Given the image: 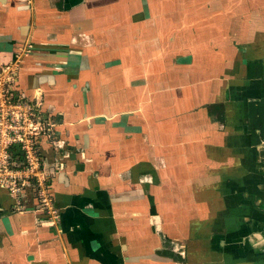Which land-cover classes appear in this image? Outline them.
<instances>
[{
  "label": "crops",
  "instance_id": "0c3cea01",
  "mask_svg": "<svg viewBox=\"0 0 264 264\" xmlns=\"http://www.w3.org/2000/svg\"><path fill=\"white\" fill-rule=\"evenodd\" d=\"M27 45L60 221L0 188V264H264V0H0Z\"/></svg>",
  "mask_w": 264,
  "mask_h": 264
},
{
  "label": "built area",
  "instance_id": "2783aa9c",
  "mask_svg": "<svg viewBox=\"0 0 264 264\" xmlns=\"http://www.w3.org/2000/svg\"><path fill=\"white\" fill-rule=\"evenodd\" d=\"M31 50L28 45L20 48L13 61L0 70V188L13 197L17 210L23 208V200L32 191L44 224L55 228L60 211L54 205L52 182L64 166L60 162L46 165L39 148L45 138L57 149L53 125L44 119L40 101L12 94L20 64Z\"/></svg>",
  "mask_w": 264,
  "mask_h": 264
}]
</instances>
